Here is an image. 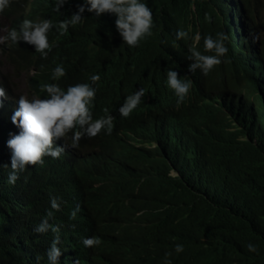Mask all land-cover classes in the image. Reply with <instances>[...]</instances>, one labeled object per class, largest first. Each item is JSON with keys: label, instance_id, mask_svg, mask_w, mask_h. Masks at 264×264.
<instances>
[{"label": "clouds", "instance_id": "obj_1", "mask_svg": "<svg viewBox=\"0 0 264 264\" xmlns=\"http://www.w3.org/2000/svg\"><path fill=\"white\" fill-rule=\"evenodd\" d=\"M82 29L66 69L36 65ZM0 31V221L15 264H190L163 205L126 178L143 147L127 126L169 117L212 135L181 118L264 113V0H0Z\"/></svg>", "mask_w": 264, "mask_h": 264}, {"label": "trees", "instance_id": "obj_2", "mask_svg": "<svg viewBox=\"0 0 264 264\" xmlns=\"http://www.w3.org/2000/svg\"><path fill=\"white\" fill-rule=\"evenodd\" d=\"M87 35L82 29L59 37L55 57H42L36 65L66 69L63 57L78 55ZM225 104L235 109L232 98ZM168 118L127 126L143 147L123 164L143 196L165 208L171 247L183 244L180 257L190 264H264V113H239V125L224 113L220 125L181 118L205 125L212 135L184 133L180 128L194 132L195 127ZM173 168L180 174H171ZM15 249V238L0 221V264H15Z\"/></svg>", "mask_w": 264, "mask_h": 264}, {"label": "rangeland", "instance_id": "obj_3", "mask_svg": "<svg viewBox=\"0 0 264 264\" xmlns=\"http://www.w3.org/2000/svg\"><path fill=\"white\" fill-rule=\"evenodd\" d=\"M6 30H7V29H5L4 31H6ZM4 31H2V32L0 31V34H1V33H2V34H4V33H3ZM23 81H25V79H24V78H23Z\"/></svg>", "mask_w": 264, "mask_h": 264}]
</instances>
